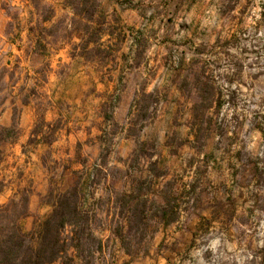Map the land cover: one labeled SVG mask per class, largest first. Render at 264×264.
Segmentation results:
<instances>
[{"label": "rangeland", "instance_id": "rangeland-1", "mask_svg": "<svg viewBox=\"0 0 264 264\" xmlns=\"http://www.w3.org/2000/svg\"><path fill=\"white\" fill-rule=\"evenodd\" d=\"M54 2H57L61 10H71L73 16H62L49 28L44 25L51 22L55 13L52 8L41 6L43 0H0V206L8 205L13 199H19L20 196L16 197L18 192H26L28 210L26 217L22 220V227L26 233H29L52 215L61 195L66 194L70 202H77L81 217L87 220L88 229L81 233L80 227L66 228L63 239L68 248V254L58 264H160L161 260L165 264H238L239 261H243V264H264V145L245 150L251 142L250 137L253 131L264 135V117H261L259 113H254L251 121L245 118L243 122L236 123L233 136L229 138L226 135L228 129L226 115L219 124L209 118L208 126L205 128L200 117V109L196 110L193 132L189 135H194L197 151L206 152L203 161L205 171L210 164L211 175L217 178L223 177L219 188L211 192L207 187H200L202 181L207 185L211 182L204 178V173L198 171L190 193L181 191L177 196L173 192L174 182L168 183L165 191L158 193L157 185L162 177L168 175L167 161L158 160L155 163H148L146 168L140 161L143 158L147 163L151 161L153 155H159V138L155 133L150 132L146 134L147 138L141 144L140 130H130L129 136L132 138V143L137 146L133 151L134 159L130 167L136 171L137 175L130 176L127 185L120 184L117 178H113V188L119 190L127 187L128 189L127 192H122L115 202H107L108 206L97 202L96 211L92 208L85 210L84 204L87 202L85 194L93 185L99 186L97 177L100 173L95 167L92 172L85 169L83 172L76 173L70 171L68 165H63L60 173L59 182L62 185L63 194L53 196L49 191L47 197L33 201L34 173L28 172V168L35 165L32 156H37L39 167L48 174L49 185L55 184L56 180L52 174L61 167V162L52 160V145L59 139L58 134L63 133L65 141L72 145L65 150V155L74 151L75 158L81 160L83 147L93 149L95 145L91 136L99 131L91 130L87 126L72 127L69 124L72 121L71 114L67 119L57 120L52 125H46L41 118L29 134L28 140L20 145V155L16 154V146L23 135L17 119L21 108H28L34 101L38 110L45 103L51 107L52 100L49 96L54 97L56 94L51 93L50 90L42 91L44 84L47 83L42 73L49 69V65L44 61L50 55V49L55 48L61 40L70 41L72 36L76 35L80 43L59 55L65 60L75 61L76 67H80L83 61L85 69L89 73H94L95 67L90 64H105L117 45L123 44L126 39H131L132 44L129 45V50L131 51L133 46L137 47L136 65L138 67L147 46L145 28L161 15L155 12L154 16H148L147 13L155 9L143 7L144 0H105L103 6L100 0H54ZM159 2L165 7L170 3L174 5L169 18L160 21L162 26L171 29L177 17L181 20L179 30L174 33L176 39L165 36L162 41V43L171 44L174 48L185 49L179 53V63L172 83L177 84L179 81L177 87L182 94L188 93L190 88H195L204 99L216 96L217 118L224 105H227L229 109L237 107L242 101L238 93L231 90V84L240 80L243 65L236 56L243 57L245 61L254 57L252 64H248L247 67L251 69L255 65L257 68L264 69V63H261V58H264V44L259 43L264 38L258 37L260 29L264 28V0H258V15L261 19L257 22L251 36L248 35V29L244 26V19H239L236 31L232 32L231 25L237 21V17L232 13L241 0H212L216 18L211 25V30L215 31V24L221 20L230 25L228 28L230 36L223 42L218 37L216 46L221 48L225 57L230 58V63L235 62L234 66L238 69L235 78H222L229 85L227 100L223 99L222 86L213 88L212 83L209 82L211 77L204 76L207 63L210 62H206L199 73L195 71L197 64L200 63L199 60L191 61L185 68V56L193 53V40H189L186 35L181 36V32L192 31L193 37L196 36L192 26L187 23V12L201 0H159ZM184 5H187V8L181 15V8ZM255 6H257L256 0H246L245 7L240 11V17H244L248 9ZM109 8L112 10L111 23L108 16ZM133 10H138L143 21L140 23L139 30L135 27L138 21H133L132 24L125 23L129 17L123 14ZM68 24L71 25V30H68ZM208 32L209 26H205L200 32V37L207 36ZM105 35L114 38L116 44L105 48L101 44ZM149 35L155 36V32H150ZM254 40L258 42L253 44ZM90 45L93 46L91 49ZM244 45H251V47H243ZM229 47L235 50V54L224 51ZM77 49H79L78 52ZM168 52L169 56L166 59H170L172 55L171 49ZM205 54H207L206 44L195 48L193 53L195 56ZM122 59L131 72V66L126 64L127 57ZM37 64H43V68L37 69ZM185 71L187 74L181 80L180 73ZM36 76H40L44 83L37 80ZM261 76H264V71L252 75L251 80L254 83L249 87H256L254 96L264 97V83L259 82ZM124 79L123 74L117 79L119 92H123L126 87L123 83ZM257 83L258 86H256ZM70 87L66 86L65 91L60 93V99L55 101L58 116L75 107V105L67 104L65 100V95L68 100L74 98L69 90ZM112 88L113 85L109 80L108 91L111 92ZM164 91L167 93V87ZM104 92V82L97 81L96 95L92 99L102 111L108 113L105 116V122H107L111 118V110L121 102V96L109 97V103L102 104L101 97ZM78 96L79 92L75 98ZM149 100L151 103H158L154 97L146 99L139 120L146 118ZM164 100L167 101V95L164 96ZM6 103L8 108L4 107ZM9 108L11 109L10 121H4V112H7ZM236 119L233 116V121ZM245 123L248 125L247 131H244ZM45 127L48 128L46 133ZM175 127L179 128L180 125L176 124ZM213 132L221 137L222 143L228 145L224 155H218L221 144L212 142ZM240 133H243L240 149L232 156L235 163L229 161L224 168L222 164L225 157L231 146L239 139ZM180 137L179 131L174 132L171 137L165 133L164 146L168 148L169 156H176L177 159H179L178 149L188 143L186 139L181 141ZM97 139L101 144L106 143L107 133ZM41 149L44 151L40 152ZM21 157L24 159L21 160ZM101 158L103 162V149ZM226 182H230V188L225 187ZM181 188H183L182 185ZM197 188H200L199 192ZM184 197L192 198L194 202L189 205V200ZM45 205L51 206V211L41 214L40 210ZM181 213L185 215V220L183 224L176 227L175 231L179 235L172 234L170 239L169 230L173 225L178 224ZM3 215L13 219H19L21 216L18 211H10ZM101 215L103 219L100 218ZM240 225L247 227L248 232H245ZM94 231H99L101 234L107 231L108 239L101 240L95 237ZM233 246L235 251H229ZM117 251L120 253L119 257L116 256ZM106 252L107 259H105ZM249 253L253 256L251 261L247 259Z\"/></svg>", "mask_w": 264, "mask_h": 264}, {"label": "clouds", "instance_id": "clouds-1", "mask_svg": "<svg viewBox=\"0 0 264 264\" xmlns=\"http://www.w3.org/2000/svg\"><path fill=\"white\" fill-rule=\"evenodd\" d=\"M101 6H103L105 0H100ZM257 6L250 7L248 12L245 13L244 17H240V11L246 5V0H241V3L237 5L235 11L232 13L233 16L237 17V21H234L231 25L232 32L236 31V25L239 19H244V26L248 29V35L251 36L253 29L256 27L257 22L260 21L261 17L258 15V0H256ZM42 7H50L54 10V16L49 24L44 27H51L58 19L62 16L72 17L73 13L71 10H61L57 6V2L54 0H43ZM173 4H169L167 7L159 0H144L143 7H152L155 11H149L148 16H154L155 12L161 13L152 23L148 24L145 28V38L147 40V46L144 49L143 56L139 60V66L137 67V47L133 46L131 51L129 45L132 44L131 39H126L123 44L117 45L113 50L112 56L105 64H90L95 67L94 73H89L85 69V63L82 61L80 67H76L75 61L65 60L59 54L61 52H67L72 46L80 43L79 38L73 35L70 41L61 40L55 48L50 49V55L45 59L44 63L49 65V69L45 70L42 74L47 80L44 84L42 91L55 92V96L50 95L49 98L52 100V106L48 107L47 103L44 104L39 110L35 107V101L29 105L28 108H21L18 114V126L23 130L19 143L16 146V154L20 155V145L24 144L29 134L33 131L36 123L41 118L46 125H52L57 120L67 119L69 114L72 115V121L69 123L72 127L87 126L91 130L98 129V133L91 136L95 147L89 149L87 146L83 147L82 159L77 160L75 158L74 151L69 152L65 155V150L72 147L71 144L65 141L63 133H59V139L52 145V160L60 161L61 167L57 168L56 172L52 175L55 177L56 183L49 185L48 178L45 172L39 167V160L37 156H32V160L35 162L34 166L28 168V172L34 173L32 179L35 180L33 201L37 199H43L48 196L51 191L53 196L63 194L62 185L60 184V173L63 170V165H68L70 171L80 173L87 169L92 172L93 167L98 170L100 176L99 186L93 185L91 189L87 190L85 194L86 203L84 204L85 210L92 208L96 211L95 205L97 202H101L107 205V202H115L117 197L122 192H127V187L123 189L113 188L112 180L117 178L120 184L127 185L130 176H136L137 173L130 167L133 157V151L136 149V145L132 143V138L129 136L131 131H139V142L142 144L146 140V134L152 132L155 133L159 138V155H153L151 161L147 163L141 158L140 163L146 168L148 163H155L158 160L167 161V167L169 168L168 175L162 177L159 184L157 185V192L165 191V186L170 183H175L173 192L179 196L180 192L185 193L191 192V186L197 178V173H204V178L210 181V185L201 182L200 187H207L208 191L211 192L213 189H218L221 178H217L211 175V165L209 164L207 171L203 164L205 151H197L195 147L194 135H189L193 132L194 115L197 109H200V117L204 122L206 128L207 121L211 118L212 121L219 124L220 120L227 117L228 129L226 131L227 137L233 136L235 125L238 122H243L245 118L251 121L254 113H259L261 117H264V97L254 96L256 87H249L253 85L251 80L252 75H256L264 69L257 68L255 65L251 69L247 67L248 64H252L254 57L249 58L245 61L243 57L236 56V59L243 65V70L240 72V80L231 84V90L236 91L240 97L242 103L238 104L234 109H229L227 105L221 107L219 112V118L215 115L217 109L216 96L211 99H204L195 88H190L188 93L182 94L178 89L177 84H173L172 80L175 78V69L179 63V53L184 51L183 48H174L171 44L162 43L165 36L170 39H176L174 33L179 30V24L181 20L177 17L174 20L171 29H166L165 26L160 24L161 20L169 18ZM187 5L181 8V15L184 14V9ZM111 8L108 10L109 23H111ZM250 13V14H249ZM119 14V13H118ZM125 17H129L125 23L132 24L133 21H138L135 24L137 30H139L140 23H143L139 16L138 10L125 12ZM216 18L215 6H212V0H201L194 4L190 11L187 12V23L192 26V29L196 32V36L193 37V32L187 33L181 32V36H187L189 40H193V53L195 48H199L202 44L207 45V54L203 56H195L193 53H188L185 56L184 64L185 68L193 60H199L195 71L199 73L200 69L207 63V69L204 72L205 77H211L210 83L213 88L221 87V91L224 93L223 99H228V83L222 79L223 77L235 78L238 73V69L234 66L235 62H229L230 58L225 57L220 47L216 46L217 38L224 41V39L230 36L228 28L230 25L226 21L221 20L218 24H215V31L211 30V25ZM197 25L199 26L197 28ZM205 26H209V32L207 36L201 38L200 32ZM68 30H71V25H67ZM107 27V25H106ZM150 32H155V36H150ZM127 36V33H125ZM258 37L264 38V28H261ZM107 42V43H105ZM258 41H253L256 44ZM259 43L264 44V40H260ZM101 44L107 48L109 45H115L116 41L114 38L105 35ZM90 49L93 46H89ZM243 47H251V45H244ZM171 49V58L166 59L169 56L168 50ZM15 49H13L14 51ZM79 49H77V52ZM224 51L234 53L235 50L231 47ZM127 57L126 64L131 66V72L126 67L123 57ZM152 61L153 63H149ZM167 63V67L165 64ZM261 63H264V58H261ZM147 65V67H145ZM37 69L43 68V64H37ZM123 69V73L121 70ZM63 70V74H61ZM125 77L123 83L126 85L123 92L117 91L118 84L117 79L121 76ZM185 72L180 73V79L183 80L186 75ZM50 77H54V80H50ZM43 84L44 80L40 79V76L35 77ZM111 80L113 88L111 92L108 91V83ZM103 81L105 86V92L101 97L102 104L109 103V97L121 96V102L114 107L111 112V118L105 122V116L108 114L106 111H102L100 106L93 103V97L96 95V82ZM260 83H264V76L260 77ZM66 86H71L70 91L72 92L73 99L68 100L65 95L66 103L69 105H75L69 111L63 112L60 116L57 115V109L55 107L56 99H60V93L65 91ZM258 86V83L257 85ZM167 87L168 91L165 93L164 88ZM79 92L78 98H75ZM167 95V101L164 100V96ZM154 97L158 103H151L149 100L146 109V118L139 120L141 109L145 107V100ZM8 108V104L4 105ZM155 109V111H154ZM11 109L4 112L3 120L10 121ZM233 116L237 119L233 121ZM67 125V127L69 126ZM179 124L180 127L176 128L175 125ZM248 130V125L244 124V131ZM179 131L181 134V141L187 140L188 143L183 144V147L178 149L179 159L176 156H169L168 148L165 147V133L168 136ZM44 132H48V128H44ZM107 133V142L101 144L97 137L104 136ZM39 139V137H37ZM243 139V133H240L239 139L233 144L229 150L228 155L222 164V167L226 168L229 161L235 163L232 159L233 154L240 149V140ZM250 143L247 146L249 150L256 148L259 145H264V135H261L258 131H253L250 137ZM212 142L220 143V153L218 155H224L225 148H228L226 143L221 142V137L216 133H212ZM104 150V159L102 162L101 150ZM41 149L40 152H43ZM89 152L91 153L89 155ZM24 157H21L23 160ZM174 162V163H173ZM51 166V161H49ZM238 167V165H237ZM227 175V173H225ZM181 185L183 188H181ZM225 187L230 188V182L225 183ZM200 188H197V192ZM90 193V194H89ZM38 194V195H37ZM150 199L152 197H149ZM189 200V205L194 202L192 198L184 197ZM51 211V206L45 205L41 208L40 212ZM103 219V216H100ZM111 219V217H109ZM185 215L181 213L180 221L178 224L173 225L169 230V238L171 239L172 234L179 235L176 232V227L183 224ZM236 221H234L235 223ZM245 232H248L247 227L240 225ZM108 232L105 231L101 234L99 231H94L93 235L101 240H107ZM247 242V241H245ZM111 248V244H109ZM118 248V243H117ZM229 251H235V247L229 249ZM238 255V254H237ZM108 253H105V259H107ZM116 256L119 257V251L116 252ZM247 259L251 261L253 256L251 253L247 256ZM259 258L257 257V260ZM160 264H165L163 260ZM238 264H243V261H239Z\"/></svg>", "mask_w": 264, "mask_h": 264}, {"label": "trees", "instance_id": "trees-1", "mask_svg": "<svg viewBox=\"0 0 264 264\" xmlns=\"http://www.w3.org/2000/svg\"><path fill=\"white\" fill-rule=\"evenodd\" d=\"M19 196L8 205L0 206V264L60 263L68 254L63 239L66 228L80 227L81 233L88 229L87 220L81 217L77 202H70L66 194L61 195L52 215L26 233L22 220L27 215L28 197L24 191L18 192L16 197ZM10 211H18L21 216L13 219L3 215Z\"/></svg>", "mask_w": 264, "mask_h": 264}]
</instances>
